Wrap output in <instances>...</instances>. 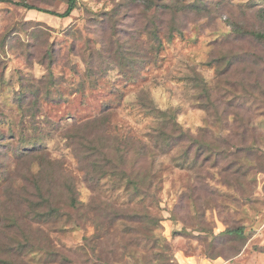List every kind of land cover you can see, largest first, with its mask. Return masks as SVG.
<instances>
[{"label":"rangeland","instance_id":"rangeland-1","mask_svg":"<svg viewBox=\"0 0 264 264\" xmlns=\"http://www.w3.org/2000/svg\"><path fill=\"white\" fill-rule=\"evenodd\" d=\"M14 1L67 7V0H0L6 264H263L259 251L227 259L243 239L226 230L242 226L253 236L264 222V108L248 105L254 131L233 141L257 147L241 159L240 184L222 165L205 164L194 143L219 146L236 129L222 110L235 101L227 83L234 78L217 73L224 61L208 62L253 50L232 30L264 31V0H209L210 13L191 11L186 4L195 0H77L67 18ZM42 169V189L60 209L51 221L31 217ZM20 243L35 247L19 250Z\"/></svg>","mask_w":264,"mask_h":264},{"label":"trees","instance_id":"trees-1","mask_svg":"<svg viewBox=\"0 0 264 264\" xmlns=\"http://www.w3.org/2000/svg\"><path fill=\"white\" fill-rule=\"evenodd\" d=\"M13 3L25 7L27 9H36L40 11H44L47 13L54 14L56 16H60L62 18L70 17L73 11L77 8V0H67V7L63 12H54L49 10H44L39 8L36 5L30 4L28 1H22L17 2L14 1ZM212 1L209 0H195L193 2H189L186 4V6L193 12L197 13H210L212 11L211 9ZM261 9V11H263ZM180 32L178 29L176 30ZM233 33L236 35H240L239 38L247 39V41L252 45L253 50L251 51H244L243 54H227L223 55L219 58H213L212 61L208 62L209 65H213L214 63H217V65L223 64L222 61L225 63V67L220 68L216 66L217 73L219 76L221 75H230L232 78L227 83L230 87H232L233 93H234V102L228 100L227 106L225 108H222L224 115L233 117V124L236 128L234 131H232V135L230 138L228 137V140H225L221 142L219 146H213L210 145L209 142L206 141H199L196 140V154L200 157H203L205 159V164L208 162L212 163L211 165L217 167L222 165L221 169L223 172L228 173L229 175H236V180L239 183V180L241 178H244V176L247 175L246 171H242L241 166V159L245 158L246 155H253L256 150L255 144H244L237 145L236 141L237 139L243 140L246 138L247 134H250L252 131H254V126L252 125V119L246 114V113H253L254 108L250 107L248 105H253L256 107V109L264 108V31H253L248 33H242L240 32L239 28L234 27L232 30ZM234 34V35H235ZM174 36V32L172 33ZM199 82L201 88L203 87V97H206V100H208L210 103H208V107H213L217 111H219V116L221 115V111L219 110L220 105L214 103V98L212 97V91L207 88L206 84L200 81V78L197 77L195 79ZM245 97H250L252 100L250 102H247L244 100ZM222 103V102H221ZM246 112V113H245ZM222 117V116H221ZM1 123V122H0ZM1 130V129H0ZM252 130V131H251ZM3 137L0 136V141H2ZM173 140L174 142L175 138L172 136L170 139H168V146L170 141ZM244 141V140H243ZM171 142V143H172ZM123 152L130 153V148L125 147L123 145ZM38 150V149H37ZM32 152V151H31ZM135 153L140 156L143 154V148L135 151ZM41 158L42 165L44 168L45 165L48 166V169L50 171V174L54 175L53 170H55L52 167V162H50L48 159ZM7 164H0V178L6 177L9 172V168L6 166ZM95 166H98V163L96 162ZM47 170L42 169L36 177L37 179L35 182V189L38 191V202H34L33 207H31V217L32 219H37L36 221H51L53 219H56L58 215L60 214V209L58 207H55V197L51 195L50 192L46 193L44 189H42V184L40 183L39 177L43 173H45ZM35 177V178H36ZM132 179V184L135 185V189L138 192L139 188V182L138 177H136V180L134 178ZM66 194L69 196L70 203L69 205L74 208V210H77L75 208L78 207V199H77V193L76 189L70 184L65 189ZM13 215V214H12ZM13 218H17V216H12ZM134 219V218H133ZM135 222H140L138 218L134 219ZM14 220V224H15ZM227 235L231 239H237L242 238L243 239V247H240L239 249L234 248L228 252H231L228 254L227 259H234L237 256H239L247 246L248 242L250 241L252 235L246 233L244 228L242 226H238L234 229H227L226 230ZM26 234V233H24ZM247 236L245 237V235ZM29 238L30 236L24 237V240L28 241L29 244ZM21 248L18 247L19 250H24L25 248H32L35 246H25L24 244H21ZM254 251H259L264 253V245H255L253 246ZM11 251V248L7 251H0V261L1 263L6 264L7 260L3 256ZM154 258L158 259L161 257H158L157 255L154 256ZM171 262H168L166 264H170Z\"/></svg>","mask_w":264,"mask_h":264},{"label":"crops","instance_id":"crops-1","mask_svg":"<svg viewBox=\"0 0 264 264\" xmlns=\"http://www.w3.org/2000/svg\"><path fill=\"white\" fill-rule=\"evenodd\" d=\"M255 245H264V222L262 224V228L260 231H258V233H255L250 241L248 242L247 246L245 247L244 251L235 258V260H241L242 258H244L247 254H252L257 252L253 250V246ZM261 254V259L263 261L264 264V253L259 252Z\"/></svg>","mask_w":264,"mask_h":264}]
</instances>
